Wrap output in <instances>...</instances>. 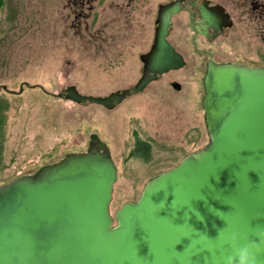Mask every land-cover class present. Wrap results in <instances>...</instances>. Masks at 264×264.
Segmentation results:
<instances>
[{"label":"water","instance_id":"95a60500","mask_svg":"<svg viewBox=\"0 0 264 264\" xmlns=\"http://www.w3.org/2000/svg\"><path fill=\"white\" fill-rule=\"evenodd\" d=\"M166 31L160 24L142 56L134 91L184 65ZM63 92L107 109L127 93L84 96L74 85ZM202 108L206 145L113 215L116 166L96 136L86 152L0 185V264H223L231 251L220 245L224 233L246 241L264 229V68L209 61Z\"/></svg>","mask_w":264,"mask_h":264},{"label":"rangeland","instance_id":"374dc122","mask_svg":"<svg viewBox=\"0 0 264 264\" xmlns=\"http://www.w3.org/2000/svg\"><path fill=\"white\" fill-rule=\"evenodd\" d=\"M59 11L58 0L3 1L0 185L85 152L93 135L108 145L116 166L109 205L113 215L122 204L135 202L150 178L206 145L199 76L184 71L180 92L168 85L175 76H162L110 110L88 101L74 103L63 95L67 86L84 96L103 97L134 83L138 76L124 72L136 67V59L122 65L108 61L103 53L108 44L73 37L59 24ZM226 46L229 52L242 48ZM137 140L150 144L148 159L135 155Z\"/></svg>","mask_w":264,"mask_h":264},{"label":"flooded vegetation","instance_id":"af4514ba","mask_svg":"<svg viewBox=\"0 0 264 264\" xmlns=\"http://www.w3.org/2000/svg\"><path fill=\"white\" fill-rule=\"evenodd\" d=\"M58 2L60 3L58 22L67 28L73 37L83 39L87 36L88 44L95 41L107 43L103 49L106 59L118 61L119 65L126 59H136V67L125 71L124 75L138 76L137 80L111 91L127 93L119 102L113 101V107L110 109L121 104L132 94L141 93L151 83L165 75L178 79L172 78L168 85L174 91L180 92L185 89L184 71L199 76L197 90L202 96V107L204 76L209 61L216 65L236 64L264 68V0H58ZM173 9L174 12H169ZM160 24L166 26L165 40L182 57L184 65L157 74L156 78L149 81L143 89L134 91L135 84L145 70L142 56L151 50ZM145 25L147 28L142 32L141 29ZM142 43L146 44L143 50L140 48ZM227 43L234 47L239 44L242 47L241 52H229L228 49H224L227 48ZM248 49H252L253 54L245 55ZM92 136L87 149L95 144ZM100 141L108 147L105 142ZM142 142L149 144L137 140L133 150L137 151V145ZM136 153L135 155L140 157Z\"/></svg>","mask_w":264,"mask_h":264},{"label":"clouds","instance_id":"9594fccd","mask_svg":"<svg viewBox=\"0 0 264 264\" xmlns=\"http://www.w3.org/2000/svg\"><path fill=\"white\" fill-rule=\"evenodd\" d=\"M255 239L242 241L236 231L224 233L220 245L227 244L231 251L222 257L223 264H258V258L264 253V229L255 230Z\"/></svg>","mask_w":264,"mask_h":264},{"label":"trees","instance_id":"16d2710c","mask_svg":"<svg viewBox=\"0 0 264 264\" xmlns=\"http://www.w3.org/2000/svg\"><path fill=\"white\" fill-rule=\"evenodd\" d=\"M3 1L4 0H0V10H1V7L3 5ZM203 118H204V115H203ZM205 123V121H204ZM149 151H150V147H149V144L145 143V142H142L140 144L137 145V151H134V153L138 154L140 157L144 158V159H148L149 157ZM38 171H35L33 172L31 175H35ZM116 222H114L115 224Z\"/></svg>","mask_w":264,"mask_h":264}]
</instances>
